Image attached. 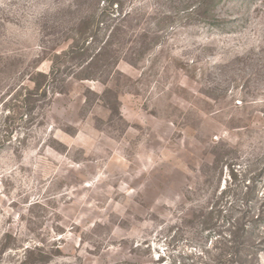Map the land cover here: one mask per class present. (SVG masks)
Returning <instances> with one entry per match:
<instances>
[{"label":"rangeland","instance_id":"374dc122","mask_svg":"<svg viewBox=\"0 0 264 264\" xmlns=\"http://www.w3.org/2000/svg\"><path fill=\"white\" fill-rule=\"evenodd\" d=\"M0 264H264V0H0Z\"/></svg>","mask_w":264,"mask_h":264},{"label":"trees","instance_id":"16d2710c","mask_svg":"<svg viewBox=\"0 0 264 264\" xmlns=\"http://www.w3.org/2000/svg\"><path fill=\"white\" fill-rule=\"evenodd\" d=\"M244 233L241 230H234L231 233L230 239L227 237H220L216 239L215 244L216 245H222L224 244L226 247L228 246L227 244H230L232 248H235L238 246L239 243H241L243 240H245L243 238ZM226 242V243H225ZM215 245V247L217 248V246ZM221 253H219L218 255L222 256V252L223 250L221 249L220 251ZM228 253V252H227ZM226 253V255H227ZM233 255H235V253H233Z\"/></svg>","mask_w":264,"mask_h":264}]
</instances>
